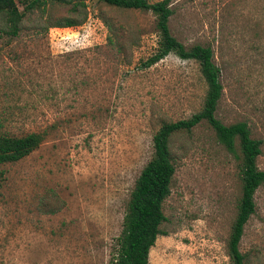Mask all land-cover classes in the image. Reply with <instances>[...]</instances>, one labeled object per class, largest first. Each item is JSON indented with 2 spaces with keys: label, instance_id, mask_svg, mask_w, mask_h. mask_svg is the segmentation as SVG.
I'll list each match as a JSON object with an SVG mask.
<instances>
[{
  "label": "rangeland",
  "instance_id": "1",
  "mask_svg": "<svg viewBox=\"0 0 264 264\" xmlns=\"http://www.w3.org/2000/svg\"><path fill=\"white\" fill-rule=\"evenodd\" d=\"M170 6L172 35L211 46L223 86L215 115L247 121L264 170V0ZM66 19L78 24L61 26ZM7 25L0 15V129L44 139L0 164V264H109L153 135L202 107L198 63L170 53L142 68L158 45L155 15L104 0H46L25 12L17 35ZM169 149L175 173L149 264H232L240 159L204 121L173 133ZM254 200L238 245L244 264H264V183Z\"/></svg>",
  "mask_w": 264,
  "mask_h": 264
},
{
  "label": "trees",
  "instance_id": "2",
  "mask_svg": "<svg viewBox=\"0 0 264 264\" xmlns=\"http://www.w3.org/2000/svg\"><path fill=\"white\" fill-rule=\"evenodd\" d=\"M46 0H26L20 10L16 0H0V15L5 17L7 34L15 36L25 12L42 5ZM68 4L72 0H56ZM107 4L140 11H149L156 17L159 33L156 51L145 61L142 68H148L167 56L175 54L181 59H192L198 63L200 74L206 84L202 107L188 118L164 122L152 137L153 154L141 169L126 205L120 234L116 237L109 264H149V251L157 236L163 233L161 224L166 220L163 201L170 194V185L175 173L169 138L175 132L190 131L201 122H206L215 132L218 142L239 159L241 196L237 214L228 239V256L232 264H244L245 255L239 250L243 228L255 212L254 193L264 183V170L258 168L256 159L261 153V140L251 136V129L245 120L225 124L216 115L223 86L220 71L213 60L209 45L194 44L186 47L169 28L172 14L171 0H104ZM78 24L66 19L61 26ZM3 121L0 117V128ZM44 139L43 133L29 132L21 136L9 135L0 129V164L12 163L37 149ZM237 146L240 154H237Z\"/></svg>",
  "mask_w": 264,
  "mask_h": 264
},
{
  "label": "built area",
  "instance_id": "3",
  "mask_svg": "<svg viewBox=\"0 0 264 264\" xmlns=\"http://www.w3.org/2000/svg\"><path fill=\"white\" fill-rule=\"evenodd\" d=\"M54 29H59L58 27H56V28H53V29H50V30H54Z\"/></svg>",
  "mask_w": 264,
  "mask_h": 264
},
{
  "label": "crops",
  "instance_id": "4",
  "mask_svg": "<svg viewBox=\"0 0 264 264\" xmlns=\"http://www.w3.org/2000/svg\"><path fill=\"white\" fill-rule=\"evenodd\" d=\"M159 235H160V234H159ZM159 235H158V236H159ZM158 236H157V237H158ZM156 239H157V238H156ZM155 241H156V240H155ZM154 244H156V242H155ZM153 246H154V245H153ZM153 246H152V247H153ZM152 247H151V248H152ZM149 253H150V252H149Z\"/></svg>",
  "mask_w": 264,
  "mask_h": 264
}]
</instances>
